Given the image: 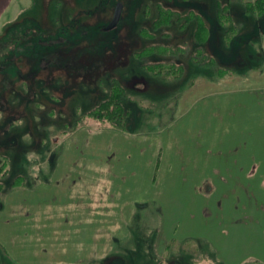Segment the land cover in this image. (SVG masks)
Returning a JSON list of instances; mask_svg holds the SVG:
<instances>
[{
	"label": "rangeland",
	"instance_id": "374dc122",
	"mask_svg": "<svg viewBox=\"0 0 264 264\" xmlns=\"http://www.w3.org/2000/svg\"><path fill=\"white\" fill-rule=\"evenodd\" d=\"M7 9L0 264H264V0Z\"/></svg>",
	"mask_w": 264,
	"mask_h": 264
},
{
	"label": "crops",
	"instance_id": "0c3cea01",
	"mask_svg": "<svg viewBox=\"0 0 264 264\" xmlns=\"http://www.w3.org/2000/svg\"><path fill=\"white\" fill-rule=\"evenodd\" d=\"M12 0H0V29L2 28L1 26V19L3 17H10L9 20H7V22H10L12 20H15L17 17H19L20 15V12L19 11H16L18 14H16V16L14 18H12L11 14L10 13H7L8 12V7L9 5L11 4Z\"/></svg>",
	"mask_w": 264,
	"mask_h": 264
},
{
	"label": "water",
	"instance_id": "95a60500",
	"mask_svg": "<svg viewBox=\"0 0 264 264\" xmlns=\"http://www.w3.org/2000/svg\"><path fill=\"white\" fill-rule=\"evenodd\" d=\"M122 9H123V4L119 2L116 5L115 11H114V15H113V18H112L110 24L106 27L107 29H111V28L115 27L118 24V22H119V20L121 18Z\"/></svg>",
	"mask_w": 264,
	"mask_h": 264
},
{
	"label": "trees",
	"instance_id": "16d2710c",
	"mask_svg": "<svg viewBox=\"0 0 264 264\" xmlns=\"http://www.w3.org/2000/svg\"><path fill=\"white\" fill-rule=\"evenodd\" d=\"M205 152H206V154L208 153V150H205ZM133 171V175H135L136 174V172H134V170H132ZM76 176H78V174H76ZM77 179H75V181H76ZM251 186V185H250ZM234 189H237L236 188V186L235 187H233V189L232 190H234ZM253 189H254V191H252V194L250 195V204H255L256 203V199H257V195H258V193H259V191L261 190L260 188H259V186H255L254 185V187H253ZM239 191L240 192H242L243 193V191L241 190V188L239 189ZM238 191V192H239ZM236 193V192H235ZM231 194H233V195H235L234 194V192L233 193H231ZM234 201V200H233Z\"/></svg>",
	"mask_w": 264,
	"mask_h": 264
}]
</instances>
